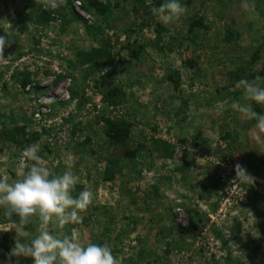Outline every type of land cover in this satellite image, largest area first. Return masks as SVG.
<instances>
[{
  "label": "rangeland",
  "instance_id": "obj_1",
  "mask_svg": "<svg viewBox=\"0 0 264 264\" xmlns=\"http://www.w3.org/2000/svg\"><path fill=\"white\" fill-rule=\"evenodd\" d=\"M98 2L104 14L0 0V36L11 41L0 61V129L8 127L0 174L19 178L32 163L21 142L38 135L31 144L39 143L45 166L62 174L70 153L80 177L73 194L93 193L82 221L63 230L76 228L83 244H107L119 264H226L215 229L233 259L264 264V133L230 107L243 95L238 80L264 78V0H248L251 13L245 0H180L185 14L169 25L151 12L164 0ZM19 14L31 27L22 29ZM100 48L113 58L84 84L82 72L95 63L83 54ZM116 87L124 96L112 105L105 93ZM104 118L130 123L128 146L139 149L135 160L116 151L121 171L113 181L105 175L113 149ZM237 163L254 185L231 188ZM190 214L203 222L195 233L186 232ZM10 228L0 209V264H33L9 257ZM26 228L36 234L37 223Z\"/></svg>",
  "mask_w": 264,
  "mask_h": 264
},
{
  "label": "clouds",
  "instance_id": "obj_2",
  "mask_svg": "<svg viewBox=\"0 0 264 264\" xmlns=\"http://www.w3.org/2000/svg\"><path fill=\"white\" fill-rule=\"evenodd\" d=\"M41 3L45 9L55 10L64 6L66 0H41ZM243 7L250 13L255 10L254 2L248 0H245ZM185 11L186 6L180 0H164L158 7L151 8L152 14L164 25L178 22ZM10 44L7 34L0 36V61L7 60L4 50ZM262 79L257 75L252 79L238 80L235 87L241 89L243 95L240 100H233L230 107L245 119L255 120L256 128L264 133V113L254 108V105L264 106ZM176 103L178 106L179 101ZM38 153L39 143L23 150V158L32 163L20 169L19 178L10 181L6 174H0V209L11 224L9 231L15 232L9 257L31 258L33 264H119L107 244L85 245L76 228L71 229L70 234L63 231L66 225L79 224L82 221L81 213L86 212L93 202V193L88 189L73 194L80 177L71 171L72 155L65 154L67 170L57 174L45 166ZM234 171L231 188L255 184V176L243 165L237 163ZM33 222L37 223L36 234L26 228ZM50 226H55L56 234L50 232Z\"/></svg>",
  "mask_w": 264,
  "mask_h": 264
},
{
  "label": "trees",
  "instance_id": "obj_3",
  "mask_svg": "<svg viewBox=\"0 0 264 264\" xmlns=\"http://www.w3.org/2000/svg\"><path fill=\"white\" fill-rule=\"evenodd\" d=\"M72 3H74V1L72 2V0H66V3L61 8L63 10H67L71 8ZM82 9H85L87 11L94 9L95 11L102 13V14L106 12V9L103 8L100 2L92 1V0L86 1ZM76 16L80 17L78 14H76ZM18 19H19V24L23 30L28 28V26L32 23V18L26 15L23 16L19 14ZM40 20L43 23H48L49 14L46 12H42V14L40 15ZM135 55H138V54L134 52V56ZM83 56L85 57L87 61H94L95 63L90 69L82 72V82L84 84L88 81V79L92 75L96 73V71L100 67H102L103 65L109 64L113 58L111 54L108 51L104 50L103 48L94 49L91 51V53L83 54ZM112 72L113 70L109 71L108 75L105 77V80H107L111 76ZM27 83H30L29 77L25 81V84ZM176 85H178V82H176ZM123 96H124L123 91L120 88L116 87V88L110 89L109 91L105 93V101L108 102L109 104L116 105L120 103ZM78 105L81 106V101L78 103ZM103 120L107 126L106 134L108 137V145L113 149V153H112L113 155L110 156L112 159L111 158L108 159V167L105 170V175H106L107 181H113L116 177V174L121 171L120 159L117 158L118 153L116 154V151L120 150L119 154L123 158L135 160L137 158L139 149L137 148L133 150L128 146V140L130 139V134H131V129H132V125L130 123H128L125 120H112L109 118L107 119L104 118ZM6 128L8 129V127ZM6 128L1 127L0 135L4 134L5 131L3 130L2 132V129L7 130ZM13 129L22 130L21 127H14ZM37 137L38 135H34V139ZM34 139L24 140L23 142H21V145H23L24 148H26L29 144L33 142ZM115 154L116 156L113 157ZM201 222H202V219L198 222L196 220L195 215L190 214L189 215V227L186 229L187 231L184 228H181V230L183 232L186 231L189 233H195L198 230L199 223ZM213 233L215 237L223 244V247L226 250V264H244L240 260L233 259L231 248L227 245L223 234L215 229H213Z\"/></svg>",
  "mask_w": 264,
  "mask_h": 264
},
{
  "label": "built area",
  "instance_id": "obj_4",
  "mask_svg": "<svg viewBox=\"0 0 264 264\" xmlns=\"http://www.w3.org/2000/svg\"><path fill=\"white\" fill-rule=\"evenodd\" d=\"M86 1H89V0H75L74 1L75 8L82 9ZM92 1H98V0H92Z\"/></svg>",
  "mask_w": 264,
  "mask_h": 264
}]
</instances>
